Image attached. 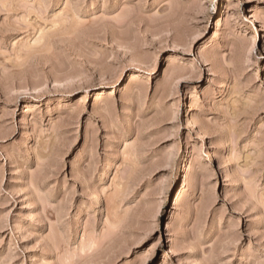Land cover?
Segmentation results:
<instances>
[{
  "label": "rangeland",
  "instance_id": "374dc122",
  "mask_svg": "<svg viewBox=\"0 0 264 264\" xmlns=\"http://www.w3.org/2000/svg\"><path fill=\"white\" fill-rule=\"evenodd\" d=\"M0 264H264V0H0Z\"/></svg>",
  "mask_w": 264,
  "mask_h": 264
}]
</instances>
